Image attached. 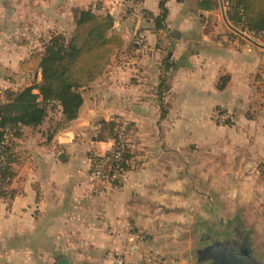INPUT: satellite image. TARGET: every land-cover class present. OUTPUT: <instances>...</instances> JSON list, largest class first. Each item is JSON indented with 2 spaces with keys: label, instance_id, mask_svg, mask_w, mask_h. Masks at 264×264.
Masks as SVG:
<instances>
[{
  "label": "crops",
  "instance_id": "0c3cea01",
  "mask_svg": "<svg viewBox=\"0 0 264 264\" xmlns=\"http://www.w3.org/2000/svg\"><path fill=\"white\" fill-rule=\"evenodd\" d=\"M204 1L142 0L133 11L125 0H0L1 89L31 85L24 64L52 34L74 30V9L109 13L123 42L80 89L83 103L68 128L56 131L47 119L17 141L14 196L0 199V264H114V254L126 264H169L173 251L161 243L178 221L172 216L181 191L194 199L195 177L188 172L180 180L159 169L161 161L137 157L119 185L100 182L90 157L113 148L97 140L104 121L130 124L136 151L173 148L181 137L203 133L210 156L219 151L229 162L247 154L239 167L264 159V33L233 31L224 0L212 11L201 8ZM139 32L146 38L136 47ZM162 82L173 85L166 98ZM217 112L235 115L241 126L217 125ZM172 163L167 167H179Z\"/></svg>",
  "mask_w": 264,
  "mask_h": 264
},
{
  "label": "trees",
  "instance_id": "16d2710c",
  "mask_svg": "<svg viewBox=\"0 0 264 264\" xmlns=\"http://www.w3.org/2000/svg\"><path fill=\"white\" fill-rule=\"evenodd\" d=\"M134 1L140 5L142 0ZM224 3L232 27L255 36L264 32V0H224ZM217 6V0H205L201 8L212 11ZM73 17L75 28L69 37L62 33L52 34L44 42L43 51L33 54L24 64L23 71L31 76L29 87L18 90L0 88L5 99L0 102L2 200L10 202L14 196L10 187L16 176L15 165L20 159L16 151L17 141L23 131L41 127L56 107H59L60 117L50 118L55 130L68 128L78 118L82 105L80 89L103 73L123 44L121 37L113 32L112 16L101 12L98 7L95 11L92 8L74 9ZM38 74L41 75L39 83ZM129 127L130 124L118 119L101 123L97 140H110L113 148L102 157L91 156L93 176L107 179L114 173L126 174L131 169L133 154L124 137ZM112 183L119 185L118 181Z\"/></svg>",
  "mask_w": 264,
  "mask_h": 264
},
{
  "label": "rangeland",
  "instance_id": "374dc122",
  "mask_svg": "<svg viewBox=\"0 0 264 264\" xmlns=\"http://www.w3.org/2000/svg\"><path fill=\"white\" fill-rule=\"evenodd\" d=\"M125 1L127 8L130 9L128 0ZM65 35L69 37V34ZM262 74L264 80V72ZM171 86H173L171 82H162L159 87L161 95L165 98L171 95ZM81 100L83 103L82 96ZM59 113V107H56L50 113L49 119L55 120ZM223 116H230L232 119L223 122ZM215 121L217 125L241 126L240 120L231 113L217 112ZM125 132L127 133L124 137L128 146H131L130 151L133 154V159L137 157L142 160L157 159L161 161L162 165L159 169H162L166 174L173 170L176 174L178 173V176L180 175V180H186L188 172L190 177L192 175L195 177L194 199L191 198L192 193H187L186 189L181 191V207L179 212L172 216L173 219L178 221L174 224V227L171 226L170 232L164 236L165 239L161 243L163 247H170L173 251V254L171 253L172 256L168 259L169 264H197V260L192 253L194 249L204 246V244L198 243V239L201 235L200 224L205 220H209L212 227L217 228L219 234L222 233L225 226L232 229L234 233L239 234V229H241L239 224H244V233L246 235L244 238H248L257 255L264 260V159L256 162L254 166L239 167V160L242 159L243 155H245L243 160H246L247 154L238 156V160L234 154L229 157V162H226L219 151H211L215 154L210 156L209 148H205L207 141H204V139H207V135L203 133L195 134V136L191 134L186 136L185 140L181 137V139L176 140L178 144L175 143L176 145L173 148L169 146L164 150L147 151L140 149V151H136L132 147L134 145L135 132L132 128ZM216 135L214 136L218 140L220 136ZM163 137L169 144L175 142L170 133H165ZM144 139H148V137L145 136ZM91 156L102 157L99 155ZM90 160L92 164V159ZM168 161L173 162L172 164L174 165L176 161H179V167H167L166 163ZM131 163H133V160ZM236 164L237 166H235ZM241 174H244V176L241 177ZM100 182L110 184L106 180L103 181V179H100ZM192 186L193 184L190 181V190ZM188 195L190 196L188 197ZM192 206L194 207L193 212ZM188 242L189 245L184 246ZM176 254L179 255L177 256Z\"/></svg>",
  "mask_w": 264,
  "mask_h": 264
},
{
  "label": "water",
  "instance_id": "95a60500",
  "mask_svg": "<svg viewBox=\"0 0 264 264\" xmlns=\"http://www.w3.org/2000/svg\"><path fill=\"white\" fill-rule=\"evenodd\" d=\"M229 27L238 32L232 27L228 21ZM65 154H62L60 159L65 158ZM240 233L236 234L224 227L222 233L217 232V228L212 227L211 222L205 221V228L201 226V235L198 239L199 244H204L203 247L194 249L193 256L197 260V264H264V260L261 259L256 251L253 249L252 243L244 241L246 235L244 233V224H239ZM227 238L229 240H227ZM242 238V239H241ZM65 259L61 260L59 264H66Z\"/></svg>",
  "mask_w": 264,
  "mask_h": 264
},
{
  "label": "built area",
  "instance_id": "2783aa9c",
  "mask_svg": "<svg viewBox=\"0 0 264 264\" xmlns=\"http://www.w3.org/2000/svg\"><path fill=\"white\" fill-rule=\"evenodd\" d=\"M129 4H130V8L133 10V11H136L139 9V2L138 1H134V0H128ZM97 9V7H93L92 10L95 11ZM264 33V32H263ZM145 38H146V35L144 33H138L135 37V44L137 46H141L143 45L144 41H145ZM5 99L3 98V96L0 94V102H4ZM229 119H232V117L230 116H223L222 118V121L223 122H226L228 121ZM98 175L100 176V173H98ZM124 173H114L112 175L111 178H105L104 176L100 179H105L106 181H110V182H113V181H118L120 182L122 180V178L124 177ZM113 260H114V264H126L125 262V259L122 255H119V254H114L113 256Z\"/></svg>",
  "mask_w": 264,
  "mask_h": 264
},
{
  "label": "flooded vegetation",
  "instance_id": "af4514ba",
  "mask_svg": "<svg viewBox=\"0 0 264 264\" xmlns=\"http://www.w3.org/2000/svg\"><path fill=\"white\" fill-rule=\"evenodd\" d=\"M242 239V238H241ZM243 239H245L244 241H248V238H243ZM227 240H229L228 238H227Z\"/></svg>",
  "mask_w": 264,
  "mask_h": 264
}]
</instances>
